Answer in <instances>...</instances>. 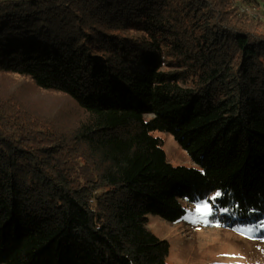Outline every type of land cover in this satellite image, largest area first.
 Here are the masks:
<instances>
[{
  "label": "trees",
  "instance_id": "1",
  "mask_svg": "<svg viewBox=\"0 0 264 264\" xmlns=\"http://www.w3.org/2000/svg\"><path fill=\"white\" fill-rule=\"evenodd\" d=\"M262 3L0 0V74L86 115L67 137L0 95V264H168L149 216L177 223L185 203L263 237Z\"/></svg>",
  "mask_w": 264,
  "mask_h": 264
},
{
  "label": "rangeland",
  "instance_id": "2",
  "mask_svg": "<svg viewBox=\"0 0 264 264\" xmlns=\"http://www.w3.org/2000/svg\"><path fill=\"white\" fill-rule=\"evenodd\" d=\"M249 13L264 20V3ZM0 95H13L30 105L34 119H44L57 132L70 137L75 127L86 120V115L69 97L55 91L38 88L28 78L0 74ZM168 161L174 165L194 166L189 154L183 150L172 135L159 132ZM187 214L177 222L170 223L150 215L148 228L170 246L168 264H264V236L258 230L241 233L223 226L206 224L200 209L208 204L185 203ZM251 236L252 238H249Z\"/></svg>",
  "mask_w": 264,
  "mask_h": 264
},
{
  "label": "snow or ice",
  "instance_id": "3",
  "mask_svg": "<svg viewBox=\"0 0 264 264\" xmlns=\"http://www.w3.org/2000/svg\"><path fill=\"white\" fill-rule=\"evenodd\" d=\"M199 211H201L203 213V215L207 216L210 215L211 212L209 209H207V207L205 206L204 208L200 209ZM261 227H264V222L261 223L260 225ZM253 231V229H247V232L251 233ZM249 238H252L251 236H249Z\"/></svg>",
  "mask_w": 264,
  "mask_h": 264
}]
</instances>
